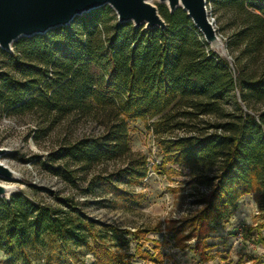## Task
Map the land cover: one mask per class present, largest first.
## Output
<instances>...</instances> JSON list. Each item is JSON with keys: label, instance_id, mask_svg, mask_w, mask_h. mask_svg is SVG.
<instances>
[{"label": "trees", "instance_id": "obj_1", "mask_svg": "<svg viewBox=\"0 0 264 264\" xmlns=\"http://www.w3.org/2000/svg\"><path fill=\"white\" fill-rule=\"evenodd\" d=\"M212 2L220 20L235 26L230 44L242 47L237 65L210 48L184 9L171 12L165 3L158 7L165 28L120 22L104 5L68 25L21 37L0 54L2 112L35 114L53 124L88 117L105 126L50 157L65 160L49 169L67 180L75 178L68 162L80 171L133 158L128 119L152 120L167 160L189 167L210 189L200 201L205 206L185 220L198 233V248L213 247L207 241L213 225L230 216L243 195L257 192L264 210V0ZM177 128L189 133L167 135ZM132 161L95 182L118 192L120 182L146 177V157ZM37 191L0 197V251L9 264H31L33 254L44 251L50 264L70 263L85 247L101 264L117 261L102 243L110 227L97 229L73 199L47 202L34 196Z\"/></svg>", "mask_w": 264, "mask_h": 264}, {"label": "rangeland", "instance_id": "obj_2", "mask_svg": "<svg viewBox=\"0 0 264 264\" xmlns=\"http://www.w3.org/2000/svg\"><path fill=\"white\" fill-rule=\"evenodd\" d=\"M151 2L158 7L164 4L159 0ZM214 14L225 56L209 44L210 48L237 65L242 47L230 44L235 26L222 22L215 11ZM151 121L142 117L128 119L133 158L109 160L80 171L79 166L68 162L75 178L67 180L49 169L51 164H65V160L51 162L50 157L85 136L103 133L105 126L100 121L75 116L53 124L35 114H8L0 107V148L7 149L1 160L17 173L15 179L0 177V183L10 185L13 192L24 191L31 196V188H36L34 196L47 202L73 199L77 211L92 218L97 229L110 227L108 241L102 243L117 259L114 264H264V210L255 191L243 195L233 213L213 225L207 239L213 247H197L198 233L185 220L205 206L200 201L210 193L209 188L193 179L189 167L167 160L149 127ZM196 127L202 128L203 124L197 123ZM188 133L187 129L177 128L167 135L175 138ZM141 157H146L148 174L138 182H118V192L107 191L95 182L99 174L117 175L128 163L132 164V159L137 164ZM180 228L181 234L177 235ZM181 237L184 238L180 240ZM79 251L77 258L65 264H101L91 247ZM45 253L33 254L31 264H50V254ZM10 259L0 251V264H9Z\"/></svg>", "mask_w": 264, "mask_h": 264}, {"label": "water", "instance_id": "obj_3", "mask_svg": "<svg viewBox=\"0 0 264 264\" xmlns=\"http://www.w3.org/2000/svg\"><path fill=\"white\" fill-rule=\"evenodd\" d=\"M165 3L171 12L184 9L196 27L203 34L206 42L213 49L224 45L209 22L206 0H159ZM111 6L120 22L133 21L136 26L145 24L146 28L167 23L151 0H0V47L12 51L13 43L24 36L43 34L48 30L64 26L84 12ZM7 149L0 148V177L16 178L14 171L1 162V156ZM12 189L0 183V197H9Z\"/></svg>", "mask_w": 264, "mask_h": 264}, {"label": "built area", "instance_id": "obj_4", "mask_svg": "<svg viewBox=\"0 0 264 264\" xmlns=\"http://www.w3.org/2000/svg\"><path fill=\"white\" fill-rule=\"evenodd\" d=\"M206 9H207V16H208L209 22L213 25L214 29L217 30V28H216V16H215L214 11H213V4L209 0H206ZM209 191H210V189H209Z\"/></svg>", "mask_w": 264, "mask_h": 264}, {"label": "bare ground", "instance_id": "obj_5", "mask_svg": "<svg viewBox=\"0 0 264 264\" xmlns=\"http://www.w3.org/2000/svg\"><path fill=\"white\" fill-rule=\"evenodd\" d=\"M152 1V0H151ZM217 46H218V48H217V50L219 51L218 53H220V55H224L225 56V51L221 48V47H219V44H217ZM1 162L3 163V164H5V165H7L8 167H11V166H9L8 164H6L4 161H2L1 160ZM14 171V170H13ZM14 173H15V176L17 175V173L14 171ZM6 186H8L9 188H11V186L10 185H8L7 183H4Z\"/></svg>", "mask_w": 264, "mask_h": 264}]
</instances>
